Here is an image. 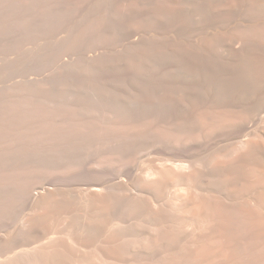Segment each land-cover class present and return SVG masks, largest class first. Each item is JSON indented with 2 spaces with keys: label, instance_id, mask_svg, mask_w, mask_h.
Returning <instances> with one entry per match:
<instances>
[{
  "label": "bare ground",
  "instance_id": "obj_1",
  "mask_svg": "<svg viewBox=\"0 0 264 264\" xmlns=\"http://www.w3.org/2000/svg\"><path fill=\"white\" fill-rule=\"evenodd\" d=\"M257 1L239 36L218 20L178 55L176 68L91 69L58 88L50 105L57 178L15 180L8 171L12 228L0 236V264H264V0ZM81 139L98 149L88 146L94 159L83 167L73 148ZM78 166L86 180L67 182Z\"/></svg>",
  "mask_w": 264,
  "mask_h": 264
},
{
  "label": "rangeland",
  "instance_id": "obj_2",
  "mask_svg": "<svg viewBox=\"0 0 264 264\" xmlns=\"http://www.w3.org/2000/svg\"><path fill=\"white\" fill-rule=\"evenodd\" d=\"M248 7L259 8L260 3L257 0H0V236L12 228L4 202L12 181L8 171L15 180L38 176L41 181L43 176L47 183H54V115L50 105L59 87H67L74 83L72 78L91 69L115 73L123 67L143 71L157 69V65L159 70L176 68L181 65L176 58L192 49L202 32L211 29L218 20L229 22L226 30L239 36L244 25L253 23ZM136 46L139 50L143 48L139 51ZM86 142L78 140L73 147L81 150L78 160L75 158L79 165L81 161L94 159ZM90 148L98 150L91 145ZM85 161L81 162L82 167L87 165ZM82 167L78 166L68 177L62 175L63 178L82 184L84 181H80L86 180ZM27 211V203L19 205L13 222Z\"/></svg>",
  "mask_w": 264,
  "mask_h": 264
}]
</instances>
